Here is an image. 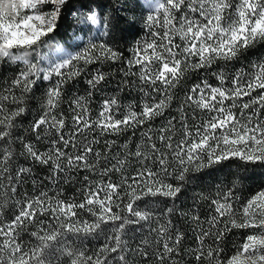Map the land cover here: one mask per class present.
Returning a JSON list of instances; mask_svg holds the SVG:
<instances>
[{
	"label": "snow or ice",
	"instance_id": "6c2138e0",
	"mask_svg": "<svg viewBox=\"0 0 264 264\" xmlns=\"http://www.w3.org/2000/svg\"><path fill=\"white\" fill-rule=\"evenodd\" d=\"M67 3L0 0V63L18 69L0 81V264H186V256L195 264H264V189L241 201L233 188L218 186L214 197L201 196L210 201L203 219L175 203L157 213L144 200L175 201L189 172L223 161L264 164V59L251 71L228 72L230 62L264 44V0H147L144 35L128 58L106 43L89 42L42 67L30 56L48 43ZM88 12L82 22L100 23L96 11ZM103 23L107 35L109 18ZM220 61V70L211 72L214 85L207 74ZM117 62L123 86L135 87L142 99L122 106L118 95L108 96L93 119L94 93L108 78L103 66ZM201 70L204 78L185 93L178 115L153 133L151 122L171 107L174 90ZM80 77L85 94L67 97V86ZM34 99L38 116L21 135ZM129 131L122 144L107 138ZM36 164L49 174L33 179L31 194L20 195L19 184ZM64 185L79 186L67 196ZM177 215L192 225L195 247H182L187 237L173 220ZM154 217L149 233L155 235L132 241L129 226ZM233 229L252 231L226 256L221 242ZM88 238L100 243L91 250L75 243Z\"/></svg>",
	"mask_w": 264,
	"mask_h": 264
},
{
	"label": "trees",
	"instance_id": "16d2710c",
	"mask_svg": "<svg viewBox=\"0 0 264 264\" xmlns=\"http://www.w3.org/2000/svg\"><path fill=\"white\" fill-rule=\"evenodd\" d=\"M129 1L134 4V8L142 13L141 19L135 17V14L130 13L131 9L128 6V0H68L57 30L53 34H50L47 44L41 46L36 52H32L30 59L33 62L39 60L42 67H47L61 62L69 55H75L89 42L97 44L106 43L123 53V58H128L131 55L130 48L144 35L143 19L151 11V9L147 7V0ZM137 5H139L140 8L137 7ZM89 8L96 11L100 19V23L96 26H92L86 21L82 22L81 18L89 14ZM73 10H75V12ZM104 17L109 18V27L106 29L107 35L104 34ZM58 48L60 49L59 51L57 50ZM261 59H264V44L249 48L238 60L230 62L228 65V72L232 74L241 68L251 71L250 65ZM223 64L224 62L220 61L217 65H213V69H210L207 74V78L214 85L217 81L215 77L211 75V72L219 71L220 66ZM120 67L121 62L103 66V70L108 73V78L99 86L100 90L94 93L91 102V115L93 119L98 115L100 102L111 95H118L122 106H127L128 104L139 105L142 96L135 87L125 88L123 86L121 83L122 77L119 72ZM16 71H18L16 65L0 63V81L11 78ZM202 78H204L203 70L199 73H190L185 80L182 81L174 90L176 98L173 100L171 107L165 111V115L151 122L153 133H155L162 124L166 123L168 118L178 115L176 110L180 106L181 101L185 98V93L194 83L199 82ZM44 87L45 85L43 83L37 86L35 90L37 97L42 94ZM120 88H124V90L121 92ZM86 89L87 85L85 83V78L80 77L77 81L67 86V97H71L73 93L84 95ZM62 107L65 113L69 112L67 103ZM38 109L39 105L34 99L31 102V111L23 118L22 127L18 129L19 134L28 135L25 130L28 128L29 123L37 118ZM136 110L139 111V107H137ZM121 111H123V107ZM117 118L121 117L118 115ZM68 126V129H65V131L71 128L70 119L68 121ZM147 128L148 125H145L143 128L136 131V136L133 138L130 146L134 147L135 143L140 141L142 133L147 131ZM129 136H131V131L119 137L107 138L116 139L118 144H122ZM97 138L103 142L104 137L98 136ZM102 146L103 144L101 143V145L97 147L102 148ZM41 148H43L42 145ZM21 163H23L24 166L30 165V162L24 160H21ZM31 166L33 168L32 173L25 176L19 184L20 195L24 193L31 194L33 192V179L39 181L49 174L46 167L38 164ZM84 174L85 173L80 174L81 178ZM116 178L117 177H114V179ZM171 182L174 184L176 183L175 181ZM45 183L47 182L45 181ZM78 186L79 185H64L65 195L71 196ZM218 186L233 188L236 195L243 201L257 191L264 189V164L244 163L239 159L233 158L223 161L220 164L206 167L200 171L189 172L187 182L184 183L175 201L163 197L151 196L145 197L144 200L148 203L149 209H155L157 213L162 212L166 207H170L175 203L177 209L183 211L192 210L198 213L203 219L209 213L210 201L202 200L201 196L214 197ZM141 207H144L143 203H141ZM156 218L157 217H154L153 221L149 223L141 222V225L129 226L130 231L128 232V236L132 238V241H138L145 237L150 239L151 236L155 235L154 233L150 234L149 229L155 226ZM173 220L176 222V226L181 228L186 234L187 238L184 240L182 247H195L192 225L184 223L183 219L178 215L174 216ZM131 229H135V231ZM251 231L250 229H233L231 232L227 233L226 237L221 242V247L224 249L223 254L226 256L234 254L237 247L245 241L246 236ZM75 243L84 249L91 250L94 246L99 244L100 241L88 238L83 241H75ZM208 243L210 244L212 241L209 240ZM62 260L68 261V258L63 257ZM184 260L186 264H195V261L191 257L186 256ZM68 264H70V261H68Z\"/></svg>",
	"mask_w": 264,
	"mask_h": 264
},
{
	"label": "rangeland",
	"instance_id": "374dc122",
	"mask_svg": "<svg viewBox=\"0 0 264 264\" xmlns=\"http://www.w3.org/2000/svg\"><path fill=\"white\" fill-rule=\"evenodd\" d=\"M127 3H128L129 8L131 9V12L130 13L135 14V17H138V19H141L142 13L138 9L134 8V4H132L131 1L128 0ZM137 7L140 8L139 5H137ZM23 12H28V10H26V9L25 10H22V13ZM17 19H19V17H17Z\"/></svg>",
	"mask_w": 264,
	"mask_h": 264
}]
</instances>
